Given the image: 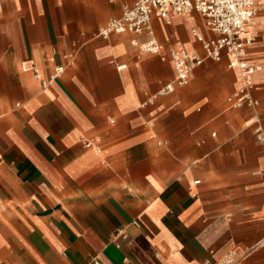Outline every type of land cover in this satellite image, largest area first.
I'll return each instance as SVG.
<instances>
[{
    "label": "crops",
    "instance_id": "obj_1",
    "mask_svg": "<svg viewBox=\"0 0 264 264\" xmlns=\"http://www.w3.org/2000/svg\"><path fill=\"white\" fill-rule=\"evenodd\" d=\"M134 1L0 0V264H264V8L257 104L235 110L225 53L161 93L174 43L202 56L192 33L215 37L198 14L152 16L159 55L98 35ZM56 65L42 90L31 68Z\"/></svg>",
    "mask_w": 264,
    "mask_h": 264
},
{
    "label": "built area",
    "instance_id": "obj_2",
    "mask_svg": "<svg viewBox=\"0 0 264 264\" xmlns=\"http://www.w3.org/2000/svg\"><path fill=\"white\" fill-rule=\"evenodd\" d=\"M260 7L264 8V0H135L132 5L124 8L120 18L108 21L99 31L102 39H107L112 34H145L147 40L139 44V50L150 55H159L162 46L156 41L151 18L157 16L165 23H169L172 16L180 15L187 18L193 13L198 14L205 26L215 35L214 38L203 41L194 32L193 36L201 43L202 56L188 52L183 44L175 42L169 50V58L175 73L174 80L161 90L162 94L172 93L175 87H184L192 73V70L200 66L207 59L219 62L222 54L231 57L228 68L238 71V80L241 87L234 91L226 102L232 109L243 107H255L256 101L251 93L254 89L253 75L260 66L246 59L248 48L257 38L252 29V19ZM124 65L117 67L124 69ZM33 76L40 83L42 90L55 79L62 76L64 67L56 65L47 77L33 67ZM253 134L258 145L264 147V131L260 125H256ZM119 236L117 233L116 237ZM236 253L230 252L222 260V264H235ZM92 264H102L96 258Z\"/></svg>",
    "mask_w": 264,
    "mask_h": 264
},
{
    "label": "bare ground",
    "instance_id": "obj_3",
    "mask_svg": "<svg viewBox=\"0 0 264 264\" xmlns=\"http://www.w3.org/2000/svg\"><path fill=\"white\" fill-rule=\"evenodd\" d=\"M252 29L254 30V28L252 27ZM255 31V30H254Z\"/></svg>",
    "mask_w": 264,
    "mask_h": 264
},
{
    "label": "rangeland",
    "instance_id": "obj_4",
    "mask_svg": "<svg viewBox=\"0 0 264 264\" xmlns=\"http://www.w3.org/2000/svg\"><path fill=\"white\" fill-rule=\"evenodd\" d=\"M258 36H259V33H258Z\"/></svg>",
    "mask_w": 264,
    "mask_h": 264
}]
</instances>
